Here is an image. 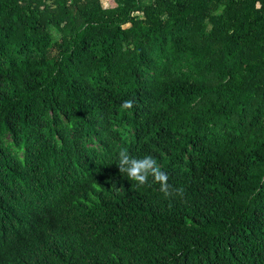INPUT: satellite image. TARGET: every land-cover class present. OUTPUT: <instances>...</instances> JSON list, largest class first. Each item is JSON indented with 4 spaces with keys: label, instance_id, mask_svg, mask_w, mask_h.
Wrapping results in <instances>:
<instances>
[{
    "label": "trees",
    "instance_id": "1",
    "mask_svg": "<svg viewBox=\"0 0 264 264\" xmlns=\"http://www.w3.org/2000/svg\"><path fill=\"white\" fill-rule=\"evenodd\" d=\"M0 264H264V0H0Z\"/></svg>",
    "mask_w": 264,
    "mask_h": 264
},
{
    "label": "clouds",
    "instance_id": "2",
    "mask_svg": "<svg viewBox=\"0 0 264 264\" xmlns=\"http://www.w3.org/2000/svg\"><path fill=\"white\" fill-rule=\"evenodd\" d=\"M131 104V101L126 100L122 107L130 108ZM115 163L123 177L140 186L145 184L151 186L152 183H155L158 185L159 192L165 198L184 194L183 187H174L168 182L167 173L160 168L157 158L151 154L131 155L126 149L122 148L118 152Z\"/></svg>",
    "mask_w": 264,
    "mask_h": 264
},
{
    "label": "rangeland",
    "instance_id": "3",
    "mask_svg": "<svg viewBox=\"0 0 264 264\" xmlns=\"http://www.w3.org/2000/svg\"><path fill=\"white\" fill-rule=\"evenodd\" d=\"M107 1L108 0H100L101 4L103 7H106L107 6ZM48 2H50V0H48Z\"/></svg>",
    "mask_w": 264,
    "mask_h": 264
}]
</instances>
